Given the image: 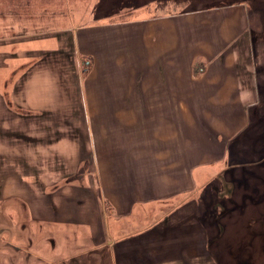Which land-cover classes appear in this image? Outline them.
Wrapping results in <instances>:
<instances>
[{"label": "crops", "instance_id": "obj_1", "mask_svg": "<svg viewBox=\"0 0 264 264\" xmlns=\"http://www.w3.org/2000/svg\"><path fill=\"white\" fill-rule=\"evenodd\" d=\"M198 14L200 13L194 15ZM22 18L25 17L17 14L10 19L19 21ZM72 18L69 19L70 24L74 22ZM44 20L48 22L41 29L52 30L55 36L71 34L73 37L64 38L63 41L53 35L43 40L33 39L32 49H27L22 42H18L16 45L22 50V54L20 57L17 54L16 60L13 58L17 68L11 66V63L3 68L4 63H1L0 83L7 75L14 76L17 83L22 82V89L17 91L13 87L12 91H7L5 83L4 87H0V103L6 101L7 94L11 91L19 108L37 113L35 109L25 107L28 104L27 95H50L49 107L47 106L49 109L42 107L39 111L56 112L61 103L57 95H84V107L90 122L81 127L69 123L41 125V121L40 124L35 123L40 119L35 115L29 120H33L32 126L37 131L33 129L31 132L22 131L18 125L1 123L0 133L5 132L0 134L2 200L24 197L25 194L34 196L35 192L39 203L41 190L45 188L41 187V180L48 179L46 187L53 189L62 179H81L87 183L95 179L97 188L110 201L112 209L104 217L97 213L96 231L84 215L88 208L83 207L81 199L76 201L80 210L79 217L72 215V212L71 215H61L62 210L58 209V213L51 211V216L45 220L59 225L88 227L97 249L100 248V233L97 232L102 231L101 239L104 242V236L111 235L109 230L107 233L105 231L111 219L114 222L126 221L129 225L133 224L135 229L131 233L127 232L128 238H120L118 244L113 243L117 250V264H121V261H128L130 264H189V261L200 258L210 261L206 241L201 239L196 219L192 221L194 225L188 240L176 229L179 220H172L173 217L169 215L175 205L164 206L167 211L164 219L139 232H136L138 222L132 223L131 219L135 212L139 213V219L147 218V213L152 210L147 206L151 201L195 190L202 179L211 177L208 175V170H211L209 167L223 161V155L219 154L220 158L218 156V148H225L226 140L242 131V113L239 107L233 108L235 113L229 107L230 110L222 108L217 114L207 105L195 107V95H202L196 87L208 83L207 76L203 74L207 71V66L200 64V59L201 56L211 61L216 58L213 68L216 76L232 78L234 64H238L243 56L232 49L215 52V45L211 48L197 40L187 67L190 68L188 82L193 90L186 94L183 80L186 56L182 37L186 30L185 20L192 21L190 14L148 15L111 26L71 25L70 29L61 31H56L54 27L57 17ZM222 25L226 26L221 32L224 41L232 34H237L233 31V20H225ZM194 27L205 31L203 25L197 24ZM227 29L228 32H224ZM10 47L0 48L4 50ZM212 51L215 53L212 54ZM221 63H224V68L219 66ZM9 66L13 71L8 70ZM194 72L201 75L196 76ZM72 76L75 86L69 87V78ZM229 78L216 79L214 84H221L224 91L222 94L205 92L203 95L206 104L209 100L207 95H231L232 80ZM103 95H120L116 99L123 98L130 102V106L117 107L116 104V107L107 110ZM134 95L146 96L142 98L148 99L144 109L134 108ZM179 95H187V101L183 97L179 98ZM241 100L238 99V102ZM222 104L226 105L225 100ZM8 111L9 109L0 107V120L4 119L3 116L8 117ZM109 116L112 117V123H108ZM18 121L19 117L16 122ZM41 127L49 129V136H41ZM76 130L80 132L78 140L68 136L69 131L73 133ZM126 130L133 132L128 138H124ZM233 144L232 141L228 143L229 150ZM197 170H203L199 180L195 177ZM213 172L212 169V174ZM190 184L192 187H188ZM83 186L84 184L77 189L86 194L87 188ZM71 194L73 193L65 191L62 195ZM57 195L61 194L57 192L53 202L59 208ZM71 198L77 196L73 195ZM103 206L97 208L99 213L103 211ZM199 209H193L196 210V217ZM180 210L191 211L185 204L177 207L174 212ZM31 214L35 220L42 221L34 205ZM117 235L121 233H116ZM100 246L103 247L102 244ZM111 247L110 245L109 248L113 249Z\"/></svg>", "mask_w": 264, "mask_h": 264}, {"label": "rangeland", "instance_id": "obj_2", "mask_svg": "<svg viewBox=\"0 0 264 264\" xmlns=\"http://www.w3.org/2000/svg\"><path fill=\"white\" fill-rule=\"evenodd\" d=\"M13 1L16 0H0V47L11 46L4 50L0 48V65L4 63L3 68L8 66V63L14 67L17 54L18 56L22 54V50L16 45L18 42H22L24 47H28L27 49H32L31 44L33 43L31 42H34L33 39L43 40L53 35L59 41H63L64 38L73 37L71 34H57L55 36L52 30L41 29L48 22L44 20L48 17H57L54 27L56 31H61L70 29L71 25L73 27L107 26L106 24L111 26L148 15L149 17H156L176 13L190 14L192 21L185 20L184 28L186 30L182 37L184 55L186 56L183 76L186 94L193 90L192 85L188 82L190 80V68L187 67L197 40L211 48L215 45L213 48L215 52L219 50L218 53H220L225 49H232L243 56L242 59L238 60V64H234L232 78L225 75L216 76L213 71L216 58L211 61L201 56L200 64L207 66V71L203 74L207 76L208 83H202L200 87H196V90H200L202 95H195V107L202 108L207 105L214 114L219 113L222 108L228 110L229 107L232 109L239 107L242 113L243 129L234 134L230 140H226L227 145L230 141L234 143L231 150L227 145L225 148H218L219 158L220 155H223L224 159L221 163L209 167L211 170H208V175L211 177L202 179L196 187L198 190L190 189V192L184 195L161 197L151 201L147 206L151 207L152 210L147 213V218L139 219V213L135 212L131 221L132 223L138 222L136 232H139L164 219L167 212L164 210V206L175 205L176 207L169 212V215L173 217L172 220H179V226L176 229L188 240L190 238L188 235L192 232L194 225L192 221L196 219L199 222L197 225L201 231V239L204 238L206 241L210 261H204L203 258H200L189 261V264H264V233L260 232L261 229L263 231V225L260 226V229L252 222H248L245 217L237 218L232 215L237 213H230L228 209L222 211L224 201L229 197L241 201L244 185L250 188L259 186L260 179L264 176V0H30L29 5H27L29 0H17L19 4L12 6ZM11 7L15 8V11H12ZM13 12H19L20 16L25 18L19 21L10 19L12 16L9 13ZM205 12H207V16L204 15ZM195 13L200 14L194 15ZM71 17H73L72 21L74 20L73 24H70L69 19ZM225 20H233L235 23L233 31L237 32L236 35L232 34L227 41H224L221 36L222 29L226 28L225 25H222ZM197 24L205 26V31H199L197 27H194ZM32 26L35 28L33 29ZM217 30L218 32H216ZM224 32H228V29ZM215 52L212 51V54ZM13 55L14 57H12ZM223 64L221 63L219 66L224 68ZM195 68L196 66L194 70ZM10 69L13 71V68L9 66L8 70ZM194 70L192 69V73ZM6 77L0 83V87H4L6 83L5 89L7 91H12L13 87L17 91H21L22 82L17 83L14 76L9 77L7 75ZM219 77L232 80L231 95H207L209 100L206 104L205 95H203L205 92L222 94L224 91L221 84H214ZM73 79L74 76L69 78L71 81L69 87L75 86ZM11 91L8 92L6 101L0 103L2 104L0 107L9 109L6 113L8 117L3 116L4 119L0 120V124L18 125V127L21 126L22 131L31 132L33 129L37 131V128L32 126L33 120H29L35 115L40 117L35 123L40 124L41 121V125L69 123L81 127V125L86 126L90 122L86 107H84V95H74V93L57 95L61 99V103L56 112L39 111L43 109L42 107L49 109L47 106L49 107L50 95H27L28 104L25 107L38 111L32 113V111L19 108L16 105L18 101L13 99ZM103 96L106 102L104 106L107 110L113 106L116 107V104L117 107L130 106V102L123 98L116 99L120 95ZM248 96L249 99H247ZM143 97L146 96L134 95V108L139 110L146 107L148 99H142ZM182 97L184 101H187V95H179V98ZM238 99H242L244 102L242 100L238 102ZM224 100L226 105L222 104ZM18 110L22 111L18 112ZM235 111L233 109L234 113ZM234 118H236L235 115ZM43 121L47 124H44ZM108 123H112L111 116L108 117ZM48 130L41 127V136H49ZM130 133L133 134V132L126 130L124 138H128ZM0 134H5V132L2 131ZM84 134L86 135V132ZM62 135L64 136L65 133ZM68 136L78 140L80 139V132L78 130L73 133L69 131ZM212 169L214 174H212ZM202 171L197 170L195 172L196 179H200ZM243 172L244 174H242ZM237 179L242 180L243 186H240L238 190H236ZM1 182L0 179V186ZM82 184H84L83 187L87 188L86 194L77 189ZM47 185L48 179L41 180V187L45 188L43 191L41 190L39 203L37 202L38 195H35V192L34 196L25 194L24 197L5 200H2L3 197L0 195V264H55V262L56 264H60V262L63 264H117L115 254L117 250L113 243L118 244L117 242L121 241L120 238H128L127 232L131 233L135 229L133 224L129 225L126 221L114 222L111 219L108 222V228H105L106 233L109 230L111 235L104 236V242L101 239L102 231L97 232L100 233V238L98 237L100 243L98 247L100 248L97 249V246H94L92 242L91 229L88 227L59 225L45 220L51 216V211L54 213L58 209L62 210L61 215H71L70 212H72V215L79 217L80 210L76 201L81 199V202H84V205L82 203L83 207L88 208L84 215L88 217L96 231L97 213L100 217H104L110 214L108 213L109 210L112 211L110 201L97 188L96 180H90L87 183L86 180L82 181L81 179H62L53 189H48ZM188 187H192V184ZM65 191L73 194L62 195L65 194ZM192 191L193 194H191ZM57 192L61 194L57 195L59 208L53 202ZM73 195L77 198H71ZM252 198L251 196L246 197L245 203H249L250 207L258 205L255 200H251ZM257 198L264 204V197L259 196ZM182 204H185L191 211L174 212ZM33 205L35 211L40 214L42 221L35 220L31 214ZM99 206L100 208L103 206V211L100 213L97 210ZM196 207L197 209L200 208L197 211V217L196 210L193 211ZM243 208L245 207L243 206ZM256 210V208H249L251 212H256ZM251 212L246 214H253ZM261 214L264 218V211L259 213V216ZM224 224H228L230 227H224ZM197 231L196 229L195 232ZM248 231H250L251 239L248 240L247 244L245 240H247ZM116 233H121V235L116 236ZM101 244L103 247L100 246ZM110 245L113 249L109 248ZM121 264H130V262L121 261Z\"/></svg>", "mask_w": 264, "mask_h": 264}, {"label": "trees", "instance_id": "obj_3", "mask_svg": "<svg viewBox=\"0 0 264 264\" xmlns=\"http://www.w3.org/2000/svg\"><path fill=\"white\" fill-rule=\"evenodd\" d=\"M33 1H36V0H33ZM7 2L9 3V1H7ZM15 4L16 5L19 4V3H17V0L13 1L12 6L15 5ZM29 4H30V0L27 3V5H29ZM11 10L15 11V8L11 7ZM9 14L11 16L13 14L20 15L19 12H16V13L13 12V13H9ZM242 174H244V172ZM241 182H242V180L240 181V179L236 180V190H238L240 188V186H242ZM263 187H264V176L262 177V179H260L259 186H254V187L250 188V187L244 185V189H243L244 191H243V194H242L241 201L236 200L233 197H229L226 201H224V207H223L222 211H224L225 209H228L230 211V213H237V214H232V215L237 217V218L243 216V217H245L247 219L248 222H252L256 227H258L260 229H261L260 226L263 225V231L261 229L260 232L264 233V218H262L263 214H261L259 216V213H262V211H264V204L261 203L260 200H258V198H257L259 196L260 197H264V188ZM236 193H237V191H236ZM247 196L253 197L251 200H255L258 205L250 207L249 203H245ZM243 206L245 208H243ZM249 208H256L257 210H256V212H251V211H249ZM248 212H251L253 214L247 215L246 213H248ZM224 227H230V226L228 224H224ZM250 239H251L250 231H248L247 240H245L247 244H248V240H250ZM258 241H259V238H258ZM262 246H263V238H262Z\"/></svg>", "mask_w": 264, "mask_h": 264}, {"label": "bare ground", "instance_id": "obj_4", "mask_svg": "<svg viewBox=\"0 0 264 264\" xmlns=\"http://www.w3.org/2000/svg\"><path fill=\"white\" fill-rule=\"evenodd\" d=\"M198 202V201H197Z\"/></svg>", "mask_w": 264, "mask_h": 264}]
</instances>
